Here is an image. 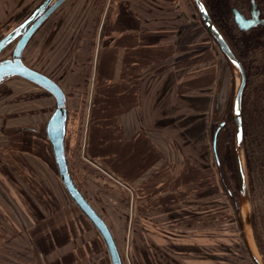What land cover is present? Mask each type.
<instances>
[{"label":"crops","instance_id":"0c3cea01","mask_svg":"<svg viewBox=\"0 0 264 264\" xmlns=\"http://www.w3.org/2000/svg\"><path fill=\"white\" fill-rule=\"evenodd\" d=\"M43 1L0 0V28ZM36 34L39 66L23 62L67 97L65 153L75 185L116 243L117 233H141L134 220L158 218L159 203L174 201L175 177L209 152L211 109L228 98L225 56L193 0H66ZM26 118L0 115V135L11 132L0 141V264H111L101 235L72 204L53 150L36 135L31 147L30 133L20 132L37 125ZM83 155L131 188L127 200L90 181Z\"/></svg>","mask_w":264,"mask_h":264},{"label":"rangeland","instance_id":"374dc122","mask_svg":"<svg viewBox=\"0 0 264 264\" xmlns=\"http://www.w3.org/2000/svg\"><path fill=\"white\" fill-rule=\"evenodd\" d=\"M25 20H23V14L17 12L0 28V36L12 29L17 23ZM18 40L19 37L0 54V62L11 58ZM48 43L50 42L47 41ZM39 45L38 35L35 34L23 53V60L35 67L39 66L40 61L38 56ZM216 45L218 46L217 43ZM227 62L230 66L227 103L224 107L213 105L211 109L208 124V154L203 156L204 159L202 157L198 162L191 163L190 167L196 169H191L188 173L184 171L181 179L175 177L174 201L159 203L158 218L147 216L141 221L140 218L134 220V227L136 223L140 224L141 222V233L131 232L129 235L128 233L126 235L117 233V244L123 264H191L195 261L197 263L198 260H202L204 264H255L249 254L241 230L242 220L237 210L240 207L239 189L238 196H236L229 186L223 183L218 155L216 158L213 150L215 131L224 122L231 91L233 89L234 98L237 82L231 65L228 60ZM231 77H233V87ZM35 102L41 104L42 109H36L37 106L34 107ZM55 108L56 100L49 92L21 77L9 78L5 85L0 87V115L9 114L17 119L20 114H23L24 117H27L24 123H37V125H24L23 128H20V132L30 133L31 147L33 142L37 141L33 138V135H36L38 138L46 140V145L52 149L44 124ZM38 120L41 121L37 122ZM10 134L11 132L8 134L4 130V133L0 135V141L3 142L7 138L6 136ZM5 142H3L4 145ZM252 149L257 152L256 147H252ZM86 158L83 155V161L88 164L89 169L94 171L92 175L91 171L87 169V176L90 177V181L101 187L102 192L105 190L109 197L117 196L119 199L127 200V191L111 182L101 170L86 161ZM100 166L107 170L101 164ZM20 175L21 172L13 174L15 179L21 177ZM253 176L254 193L253 195L250 193L252 229L254 238L256 239V235H259L264 246V169L260 167L256 171L255 168ZM93 193L97 194V191L93 189ZM102 194L104 193L99 195L100 198L103 197ZM72 204L76 205L74 202ZM111 205L113 203H109V206ZM77 208L80 210L79 207ZM170 210H173V214L171 212H168L167 215L164 214L165 211ZM126 212L127 214L132 212L136 216L135 211L130 206ZM127 217V222H129V214ZM117 219L122 226V217ZM114 229L117 230L116 226ZM257 246L264 261V248L262 251L258 243ZM202 262L200 264H203Z\"/></svg>","mask_w":264,"mask_h":264},{"label":"water","instance_id":"95a60500","mask_svg":"<svg viewBox=\"0 0 264 264\" xmlns=\"http://www.w3.org/2000/svg\"><path fill=\"white\" fill-rule=\"evenodd\" d=\"M65 1L66 0H44L32 17L21 25L20 30L18 29L15 33L9 34L0 41L1 53L9 45L11 40L20 36L12 52L11 58L0 62V84L8 78L21 77L41 87L55 98L57 106L47 122L46 135L53 149L61 181L72 200L100 233L107 247L111 264H123L121 254L109 226L82 195L71 177L65 153V136L68 119L67 97L55 81L28 67L23 62V53L31 38L40 26L45 23ZM193 2L197 7L206 29L218 44L223 55L229 61L237 81L232 106L234 118V147L240 197V207L237 208V210L239 211L242 220L241 230L249 254L255 264H264L256 239L253 235L250 210V192L246 177L242 114L243 96L247 84L246 73L239 57L214 24L204 2L202 0H193ZM233 12L234 21L241 31H248L250 29L257 28L260 25H264V17L262 16L261 8L255 0H251L250 18H247L245 14L240 12L238 9H234ZM224 124V122L221 123L214 134L213 150L216 158L217 137Z\"/></svg>","mask_w":264,"mask_h":264},{"label":"trees","instance_id":"16d2710c","mask_svg":"<svg viewBox=\"0 0 264 264\" xmlns=\"http://www.w3.org/2000/svg\"><path fill=\"white\" fill-rule=\"evenodd\" d=\"M216 27L225 37L243 64L247 84L243 96V134L248 188L254 193L253 171L264 169V26L249 31L238 30L234 9L246 12L251 0H202ZM264 13V0H255ZM233 87V77H231ZM233 89L224 115V126L217 137V155L223 183L238 196V176L234 147L232 113ZM252 147H256L257 152ZM258 245L263 244L256 235Z\"/></svg>","mask_w":264,"mask_h":264},{"label":"built area","instance_id":"2783aa9c","mask_svg":"<svg viewBox=\"0 0 264 264\" xmlns=\"http://www.w3.org/2000/svg\"><path fill=\"white\" fill-rule=\"evenodd\" d=\"M87 161L89 163H91L92 165H94L97 169L101 170L110 179V181L113 182L115 185L120 186L122 188H125L126 190L131 192V189L126 184H124L119 178H117L115 175L111 174L110 172L105 170L103 167H101L98 164H95L94 162L90 161L89 159H87Z\"/></svg>","mask_w":264,"mask_h":264},{"label":"flooded vegetation","instance_id":"af4514ba","mask_svg":"<svg viewBox=\"0 0 264 264\" xmlns=\"http://www.w3.org/2000/svg\"><path fill=\"white\" fill-rule=\"evenodd\" d=\"M250 6H251V2H250V5H249V7H248V10L244 13V12H242L243 14H245V16L247 17V18H250ZM240 11V10H239ZM241 12V11H240ZM261 12H262V10H261ZM262 16L264 17V13L262 12ZM236 24V23H235ZM236 26H237V24H236ZM260 26H264V25H260ZM260 26H258V27H260ZM257 27V28H258ZM237 28H238V26H237ZM19 30H20V28H18ZM18 29H16V30H14L13 32H11V34H13V33H15ZM254 29H256V28H254ZM238 30H239V28H238ZM250 30H252V29H250ZM241 31V30H240ZM249 31V30H248ZM243 32V31H242ZM16 39V38H15ZM15 39H13V40H11L10 41V43H9V45L15 40ZM8 45V46H9ZM4 51V50H3ZM2 51V52H3Z\"/></svg>","mask_w":264,"mask_h":264}]
</instances>
